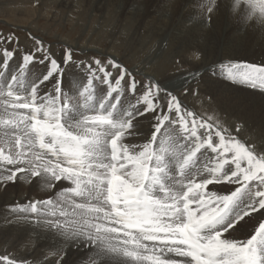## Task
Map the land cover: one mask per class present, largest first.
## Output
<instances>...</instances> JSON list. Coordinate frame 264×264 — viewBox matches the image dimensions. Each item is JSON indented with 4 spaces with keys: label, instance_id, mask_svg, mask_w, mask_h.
<instances>
[{
    "label": "snow or ice",
    "instance_id": "6c2138e0",
    "mask_svg": "<svg viewBox=\"0 0 264 264\" xmlns=\"http://www.w3.org/2000/svg\"><path fill=\"white\" fill-rule=\"evenodd\" d=\"M246 3L249 16L264 17V0ZM12 39L0 36V41ZM17 51L0 53L4 67ZM193 56L199 59L198 52ZM20 60L21 72L37 64L45 72L26 94L17 88L18 75L0 85L5 114L0 117V184L15 183L22 173L21 179L40 177L48 188L59 184L62 191L56 200L16 205V212L34 214L37 224L51 217L46 226L87 247L99 258L92 264H109L114 257L125 258L122 264H180L168 253L190 257V264H264V148L242 143L217 121L183 106L174 87L151 80L139 84L114 60L87 65L90 79L87 87L81 85L85 99H91L93 81L101 76L111 97L90 108L91 114L80 110L63 79L62 65L74 62L70 49L56 57L36 40ZM108 65L118 72L114 86ZM224 67L229 79L264 88V67ZM196 75L188 73L184 85ZM49 81L54 95L41 97L39 87ZM122 81L129 89L125 99L132 101L128 107L121 103ZM141 117L152 121L147 142H126L139 135ZM159 136L167 141H158ZM57 207L59 213L50 210ZM243 228L254 234L234 238ZM0 264L28 261L0 255Z\"/></svg>",
    "mask_w": 264,
    "mask_h": 264
},
{
    "label": "rangeland",
    "instance_id": "374dc122",
    "mask_svg": "<svg viewBox=\"0 0 264 264\" xmlns=\"http://www.w3.org/2000/svg\"><path fill=\"white\" fill-rule=\"evenodd\" d=\"M59 1L0 0V36L8 37L11 35L14 37L11 42L0 41V53L5 48L9 51L14 48L18 49L14 57L7 61V67H4V64L0 62V73H3L0 76V85H3L6 78L10 81L12 75H18V90L22 94L30 91L31 84L40 74L45 72V68L39 64L29 65L27 71L21 72L20 54L32 50L36 40L41 41L47 49L54 52L56 57H60L62 53L69 49L72 51L74 62L62 65L64 68V82L72 86V91L69 92L67 88L64 91L69 92L74 97L81 109L90 101L99 103L105 98L111 99V97H107L108 85L100 82L103 79L102 76L100 80L93 81L91 99H85L88 94L83 93V87H87V80L90 79L87 65L91 64L95 67L97 59L102 64H107L109 60L121 64L136 76L139 84L150 80L158 83L153 76L160 82L166 83L177 75L190 71L192 65L199 66L202 63L205 65L215 64L217 68H220L221 65H229L230 62L255 64L264 67V17H261L258 13L249 16L248 5L246 4L239 11H231L223 0L195 1L196 5L192 13L189 9H185L187 13L194 15L191 16V18L193 17L191 21L187 23V29L191 31L200 28L203 37H183L186 39L185 43H175L165 48L162 41L167 37L163 38L162 34L158 33L156 29L149 33L148 28L146 29L147 17L151 12L157 11L168 22H176L180 19L182 4L188 2V0H111L108 10H99L100 8L96 6L97 0H68L67 5H65V2L61 3ZM133 3L138 4L140 7L143 6L141 14L137 18L128 17L124 14L125 8L127 9ZM207 6H211L213 11L209 13L206 9ZM192 39L196 41L199 39L200 45L192 46ZM170 40L173 41L174 38L170 37ZM166 41L169 40L166 39ZM227 43L234 44V47L229 46L231 48L229 51L224 50ZM194 52L199 53V59L194 58ZM2 60L3 58L0 56V61ZM108 69L112 71L114 86V81L118 78V72L111 65H108ZM206 73H199V77L191 82L186 90H182V99L189 96L191 99H202L203 102L215 106L216 99L223 98L233 111L249 118L252 125L250 128H258V131L264 134V90L250 85L242 86L243 84L229 79L228 76H223L221 79L217 75L219 72L210 73L208 76ZM72 74L77 75L75 79ZM68 75L69 79L67 78ZM125 79L127 80V77ZM80 80H82V84L77 83ZM203 83H205V86L202 88ZM121 88L123 89L121 101L127 100L125 98L128 97L129 89L123 81L121 82ZM45 94L54 95L50 81L41 84L39 87V95L43 97ZM225 94H230L231 97L228 96L229 98H227ZM112 95L115 97L116 93ZM182 105L198 116L217 121L228 130H231L227 122L221 123L223 120L219 117L221 116L220 108L215 107L211 111H207L210 112V116H203L199 114L197 105L191 102H189V105L184 103ZM4 115L3 109L0 108V117H4ZM238 139L244 141L243 143L246 145L255 144L248 141L249 138H246V140L240 136ZM17 175L18 178L15 183L0 184V222L4 216H6L9 224L21 221L25 213L16 212V205H26L29 201L35 200H56L62 191L59 184L55 188H48L40 177L28 178L24 182L26 186H22L20 177L23 174L18 173ZM35 180L36 184L41 182V185L44 186V189L39 190L36 196L33 195L34 185H32ZM229 187L234 190L235 186ZM211 191H216L218 194H228L227 191L221 188L214 189V187H211ZM193 206L195 207V205ZM53 210L59 212L60 208L57 207ZM1 232L2 230H0V255H10L18 259H24L23 253L20 251L21 248L17 245L18 243H10L5 231L2 234ZM246 233L247 229L245 228L237 239L243 240ZM249 234H251V231L248 228V234L245 238ZM83 252L92 253L85 246H83ZM65 257L64 255L61 259V256L56 258L53 255V259L58 260L59 264H63ZM116 259L122 263L125 258L117 257ZM67 260L69 261V259ZM38 264H52V260L44 259Z\"/></svg>",
    "mask_w": 264,
    "mask_h": 264
},
{
    "label": "bare ground",
    "instance_id": "6f19581e",
    "mask_svg": "<svg viewBox=\"0 0 264 264\" xmlns=\"http://www.w3.org/2000/svg\"><path fill=\"white\" fill-rule=\"evenodd\" d=\"M60 1H61V3L65 2L66 3L65 5L68 4V0H60ZM70 1H74V0H70ZM110 1L111 0H97L96 6L98 8H100L99 10H101V9L108 10V8H109L108 6L111 5L109 3ZM195 1L197 2L198 0H192V2H191V0H188V2L182 4L183 8H181L182 10L180 9V19L176 22H168L167 20H165L166 18L164 19L163 15L161 13H158L157 11L151 12L149 14V16L147 17L148 24L146 26V29L148 28L149 33L154 31V29H156L158 33L162 34L161 36L163 38L167 37L162 41V44H164L165 48L171 44H175V43L183 44V43H185L186 39L183 37H203L202 31H201L202 29L201 30H200V28H198L199 30L193 29L194 27L192 28L193 30H191V31H189L187 29V23H189V21H191V19L193 18V17L191 18V16H194V15H191L189 12L187 13L185 11V9H189L192 13L193 12L192 10H193L194 6L196 5ZM201 1H210V0H201ZM223 1L227 4V7L231 11H236V10L239 11L241 8H243V6H245V4L247 5L246 0H240L239 4L237 3V0H223ZM120 3H122V2H120ZM142 7H140L136 3H133L127 9L124 7L125 8L124 14L128 17L137 18L141 14V8ZM196 7H198V6H196ZM208 7L209 6H207L206 9ZM112 9H114V8H112ZM162 9H165V8H162ZM245 10H246V8H245ZM200 23H202V22H200ZM259 23L261 24V22H259ZM204 34H206V33H204ZM170 37H173L174 40L171 41ZM166 39H168L169 41H166ZM210 43H212V41H210ZM191 45L192 46H199L200 45L199 39H197V41L195 39L194 40L192 39ZM233 45H232V43H227L224 50H226V51L231 50V48L229 46L234 47ZM230 63L231 64H237V63L243 64L241 62H230ZM190 68H191V70L190 71L188 70L187 73L177 75L176 77L172 78L171 80H169L166 83L160 82L155 76H153V78H155V80L161 86L169 85L168 87H171V88L174 87L175 91L173 94L177 95L178 99L180 101H182V103H184L185 105H189V102L197 105L200 115L210 116V112H207V111H211L215 107L220 108L221 109V113H220L221 116H219V117L223 120L222 122L221 121L220 122L221 123L227 122L228 126L231 129L229 131L234 136H236L237 139L240 138V136L244 137V139L249 138L248 141L252 142V144L255 143L257 146L255 144L254 145L258 148V150L264 148V134L262 132L258 131V128L257 129L250 128V126H252V125H251V121L249 120V118L248 117L246 118L245 116H242L241 114L233 111L227 105L226 100H224L223 98H217L216 104H215V106H213V105H210V104L203 102L202 99H200V100H198L197 98L191 99V98H189V96L182 99V97H181L182 90L187 88L191 82H194L199 77V75L201 73L207 72L206 74L208 76L210 73L214 74L215 72H219L217 75H219L220 78L222 79L223 76H228L227 67L217 68L215 66V64L205 65L204 63H202L199 66L192 65ZM188 73L197 74L196 79H194V80L189 79L187 85H184V77H186L188 75ZM69 75L67 76L68 79H69ZM72 75L75 76L74 79L77 76L76 74H72ZM218 80H220V79H218ZM77 83L82 84V80L78 81ZM240 84H243L242 86L249 85L246 83H240ZM204 86H205V83L202 84V88ZM221 87H223V86H221ZM258 88L260 90H264V88H261V87H258ZM190 94H193V93H190ZM217 94H220V93H217ZM225 95L227 96V98L231 97L230 94H225ZM127 100H129V101H127ZM127 100L121 101V103L125 107H128L132 103V101L130 99H127ZM98 105H99V103H95L93 101H90L82 109L80 107V110L84 111L86 109L85 112H89L90 108H98ZM140 119H141V131H140L139 135H137L135 137L127 138L126 142L133 143L136 145H142V144L147 142V140L149 138V133H150L152 121L150 118L145 119V118L141 117ZM237 129H239V131H237ZM162 132H163V129H162ZM159 140L167 141V137L159 136L158 141ZM241 142L243 143L244 141H241ZM203 163L204 164L211 163L214 165L215 161L205 160V161H203ZM22 176H24V174ZM26 180H28L27 177L24 179H21V185L22 186H26V185H24L25 184L24 182ZM32 185H34V189H33V195L34 196L37 195V192L39 190L44 189V186L41 185V182L36 184V180L33 181ZM211 187H213V186H209V189H208L209 191H211ZM216 188H219V187H216ZM51 211H54V210L52 209ZM57 213H59V212H57ZM25 216H28L29 218L28 219L23 218V220H21V221L11 222L10 224H9V222H7L6 216H4L3 220L1 219L2 221L0 222V230H2L1 234L5 231V233L7 234V239L10 243H12V242H16V244L18 243L17 245H19V247L21 248L20 251H21V253H23L24 259H26L28 262H30L29 264H38L40 261H42L44 259H51L52 264H56V259H53V255H55L56 258H58L60 256L64 257V255H65L66 257H65V260L63 261V264H92V261H94V260L98 261L99 260V258L96 257L94 254L83 252V245L80 244L77 240L66 239L64 236L60 235L55 229L47 227L46 224L44 223V221L48 218H51V217H41V223L37 224L32 219L34 214L25 213ZM245 219H247V217ZM241 222H243V221H241ZM238 226L239 225H237V228H238ZM257 227H258V225H257ZM243 229L245 230V228H243ZM243 229H240V231H237L235 233L234 238L237 239L242 234V232L244 231ZM246 229H247V233L243 236V239H246L245 237L248 234V228H246ZM252 234H254V232H251V234H249L247 238H250V236ZM227 235L228 234L226 233L225 236H227ZM24 251H25V254H24ZM166 255L170 256L171 258H173L177 261H179L180 264H190V261H191L190 257H177L171 253H168ZM116 258L117 257H115L114 259H110L109 264H122ZM67 259H69V261Z\"/></svg>",
    "mask_w": 264,
    "mask_h": 264
}]
</instances>
